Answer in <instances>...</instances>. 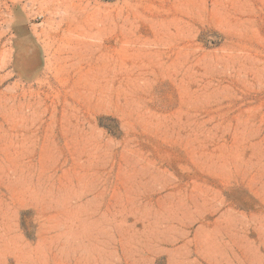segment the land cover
<instances>
[{
  "label": "rangeland",
  "instance_id": "obj_1",
  "mask_svg": "<svg viewBox=\"0 0 264 264\" xmlns=\"http://www.w3.org/2000/svg\"><path fill=\"white\" fill-rule=\"evenodd\" d=\"M0 264H264V0H0Z\"/></svg>",
  "mask_w": 264,
  "mask_h": 264
}]
</instances>
